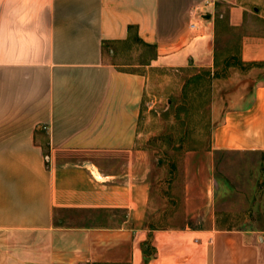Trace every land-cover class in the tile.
Here are the masks:
<instances>
[{
  "label": "crops",
  "instance_id": "0c3cea01",
  "mask_svg": "<svg viewBox=\"0 0 264 264\" xmlns=\"http://www.w3.org/2000/svg\"><path fill=\"white\" fill-rule=\"evenodd\" d=\"M222 20L241 31L235 55L214 51ZM130 26L155 50L139 66L243 64L213 80L245 87L215 100L208 147L181 151V167L143 146L148 77L112 60ZM220 153L264 154V0H0V239L14 264H264V230L219 206Z\"/></svg>",
  "mask_w": 264,
  "mask_h": 264
},
{
  "label": "rangeland",
  "instance_id": "374dc122",
  "mask_svg": "<svg viewBox=\"0 0 264 264\" xmlns=\"http://www.w3.org/2000/svg\"><path fill=\"white\" fill-rule=\"evenodd\" d=\"M240 35V30L225 31L217 37L215 47L221 55L225 51L235 55ZM143 51L140 45L129 44L118 50L112 60L121 69L136 70L148 77L138 122V131L143 134V146L156 150L155 163L171 160L181 167V151L208 147L210 132L215 125L211 119L215 100H228L245 87V82L235 78L213 86V80L209 82L201 77L208 69L167 71L139 66V62L149 58ZM182 100L190 101L193 107L190 110L181 109ZM179 140L182 142L180 148ZM172 147L173 151L179 149L178 154L171 151ZM215 162L216 178L221 179L223 189L228 190L219 206L237 209V214L232 218L235 226L264 230V154L220 153L216 155ZM247 208H253L249 216L246 215ZM6 251L0 239V264H7L6 261L14 264L13 259L6 258Z\"/></svg>",
  "mask_w": 264,
  "mask_h": 264
},
{
  "label": "trees",
  "instance_id": "16d2710c",
  "mask_svg": "<svg viewBox=\"0 0 264 264\" xmlns=\"http://www.w3.org/2000/svg\"><path fill=\"white\" fill-rule=\"evenodd\" d=\"M217 24L216 23V35L217 32H219V30H223V31H230V30H234L231 27H229L223 20L219 21ZM215 42L217 43V36L215 38ZM126 43L130 44V45H140L141 47L144 48V53H147L149 55V58L147 59L148 61H150L151 59H153L155 57V50L154 47L143 43L137 35V29L133 26H130L128 28V40L126 41ZM214 51L217 53L219 52V49H217L215 47ZM215 53V57H214V68L215 70L213 71V73H210V71H208L206 74H204V77L207 81H211L214 79H223L227 77V70L230 67H237V68H243V64L241 63L239 58H235L234 56H226L223 59L220 60V58L217 57V54ZM142 59V58H141ZM146 60H142V64H147L146 62H148ZM220 66V67H219ZM198 78V77H196ZM182 106L181 109L185 110L187 108V110H190L193 107V103H191L190 101L187 103V100H182ZM186 121H183V123H185ZM181 147L182 142L181 140L178 141ZM176 150V149H175ZM179 150V149H177ZM177 150L175 152H173L174 154H178ZM186 150H195V149H186ZM163 153V152H162ZM165 156L166 154L163 153ZM167 157V156H166ZM170 162H173L170 160Z\"/></svg>",
  "mask_w": 264,
  "mask_h": 264
},
{
  "label": "built area",
  "instance_id": "2783aa9c",
  "mask_svg": "<svg viewBox=\"0 0 264 264\" xmlns=\"http://www.w3.org/2000/svg\"><path fill=\"white\" fill-rule=\"evenodd\" d=\"M206 5H208V3H203V5H198L192 9V12L199 13L200 10H202V8L205 7ZM192 27H193V25H192Z\"/></svg>",
  "mask_w": 264,
  "mask_h": 264
},
{
  "label": "water",
  "instance_id": "95a60500",
  "mask_svg": "<svg viewBox=\"0 0 264 264\" xmlns=\"http://www.w3.org/2000/svg\"><path fill=\"white\" fill-rule=\"evenodd\" d=\"M204 18H209V16L207 15V16H205Z\"/></svg>",
  "mask_w": 264,
  "mask_h": 264
}]
</instances>
